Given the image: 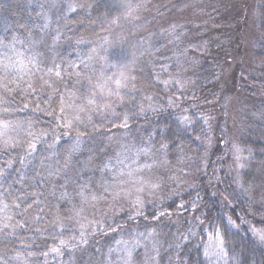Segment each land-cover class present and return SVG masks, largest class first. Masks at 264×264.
Masks as SVG:
<instances>
[{
	"label": "rangeland",
	"instance_id": "374dc122",
	"mask_svg": "<svg viewBox=\"0 0 264 264\" xmlns=\"http://www.w3.org/2000/svg\"><path fill=\"white\" fill-rule=\"evenodd\" d=\"M128 4L137 32L146 36L147 48L153 51L152 60L162 67L164 83L176 88L175 97L168 99L172 117L197 121L204 129L208 144L199 159L200 174L209 176L211 185L221 176L229 177L238 191L244 188L264 207V181L249 189L242 178L241 154L245 135L264 129L257 0H128ZM27 61L20 56V72L33 77L36 72ZM86 64V80L81 77L71 87L63 112L49 113L48 127L31 136L25 148L11 126L9 145L0 136V166L6 164L9 172L15 166V152L22 156L25 170L39 157L49 162L65 157L57 180L72 211L65 219L58 217L57 237L38 252L39 264H185L180 251L192 241L193 246L202 244L209 264H223L224 245H219L215 232L200 229L195 204L179 199L174 210L164 209L195 186V154L183 151L175 161L169 157L150 121L156 106L148 104L137 117L130 111L131 106L136 108L135 96L126 98L133 92L132 78L118 61L93 58ZM106 77L126 78L129 87L119 97H106L108 107H100V102L89 106V81ZM4 123L0 121V132ZM217 142L222 146L209 168L207 155ZM4 171L0 170V189ZM185 213L192 217L177 216ZM11 222L1 206L0 234L11 231ZM52 232L44 233L53 236ZM60 240L68 243L61 245ZM20 248L18 255L1 258L0 264H35L32 245Z\"/></svg>",
	"mask_w": 264,
	"mask_h": 264
},
{
	"label": "trees",
	"instance_id": "16d2710c",
	"mask_svg": "<svg viewBox=\"0 0 264 264\" xmlns=\"http://www.w3.org/2000/svg\"><path fill=\"white\" fill-rule=\"evenodd\" d=\"M255 20L262 38L256 52L264 60V0H257ZM137 31L128 0H0V42L9 46L10 57L5 60V49L0 47V84L5 76L13 81L8 103L3 102L6 97L0 92V108L3 112L8 108L7 113L0 114V121L13 127L18 144L25 148L31 136L48 127V114L57 115L61 110L59 97L65 98L81 77L86 80L85 62L90 63L93 58L115 64L118 61L132 78L133 92H128L126 98L135 96L136 108L129 105L130 111L137 117L148 104L156 106L150 121L169 157L175 161L183 151L195 154V186L171 200L164 209L174 210L172 206L179 199L195 204L200 229L215 233L219 230L223 236L226 256L223 264H264V242L251 232L252 226L264 229L263 205L255 203L244 188L238 191L225 175L211 185L209 176L200 174L199 159L208 144L204 129L197 121L191 124L172 117L168 99L175 97L176 88L164 83L162 67L152 60L153 51L147 48L146 36ZM20 56L28 58L27 64L36 72L35 76L20 72ZM5 64L11 65L8 72L4 70ZM57 71L59 77L55 75ZM29 84L34 91L28 89ZM245 136L241 144L242 178L250 189L258 181H264V129L257 128ZM221 146L217 142L207 155L209 168ZM14 156L12 172L5 170L6 164L0 166V170L6 171L0 189V207L7 205L5 211L13 221L9 224L13 226L11 231L0 234V259L18 255L21 245H32V261L39 264L38 252L57 237L58 219L69 217L72 211L70 202L64 198L65 189L57 180L65 157L60 155L51 162L39 157L31 164L33 168L25 170L20 153L15 152ZM177 216L182 220L192 217L187 213ZM228 220L238 227H231L224 236V223ZM48 229L53 230V236L44 233ZM192 243L180 251L185 264H209L202 244Z\"/></svg>",
	"mask_w": 264,
	"mask_h": 264
},
{
	"label": "snow or ice",
	"instance_id": "6c2138e0",
	"mask_svg": "<svg viewBox=\"0 0 264 264\" xmlns=\"http://www.w3.org/2000/svg\"><path fill=\"white\" fill-rule=\"evenodd\" d=\"M0 47L5 49V52L3 53L4 59L5 60L10 59L7 53V49L9 46L7 44L0 42ZM10 67L11 65L5 64L4 66L5 72H8ZM85 67H87V65H85ZM55 75L59 77L60 72L57 71ZM12 83L13 81H11L8 76H5L2 84H0V92H2L4 97H6V99L3 101L4 103H8L9 102L8 98H11L13 88L10 87V85ZM89 83L91 85V90L89 92V95L91 96V98L87 100V104L89 106L100 102V107H108V105L104 103V101L106 100V97L108 96L119 97L121 94V91H126L129 87V81L126 78L125 79H120V78L113 79L112 77H106V78L98 79L95 83H92V81L90 80ZM28 89L30 91H34V89H32V86L30 84L28 85ZM17 94L19 95V92H17ZM59 98H60L61 105H64L66 103L64 97L61 95ZM63 110H64L63 107H61L62 112ZM7 111H8V108L5 107L4 112L7 113ZM124 126L126 127L127 125L125 124ZM9 127L10 125L7 122H5L3 124L4 131L0 132V136L6 137L4 140L5 145H9L11 143V139L7 138V129ZM28 134L32 135V133H28ZM30 147L32 146L30 145ZM5 207H7V205H5ZM7 227H8L7 224L4 225L5 229ZM19 227L22 228L23 225H19ZM231 227H238V226L235 225V223L231 220H228L227 223H224V233H223L224 236L228 234V231ZM251 231H252V234L254 236H257L261 242H264V229H259V230L252 229ZM216 235H217V238L219 239V245L222 246L224 244V239H223V236H221L219 230H216ZM67 243L68 242L65 240H60L61 245H66ZM52 251L58 252L59 250L54 248L52 249Z\"/></svg>",
	"mask_w": 264,
	"mask_h": 264
}]
</instances>
